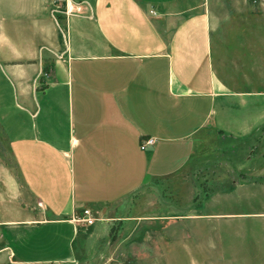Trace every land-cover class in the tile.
<instances>
[{
    "label": "crops",
    "instance_id": "1",
    "mask_svg": "<svg viewBox=\"0 0 264 264\" xmlns=\"http://www.w3.org/2000/svg\"><path fill=\"white\" fill-rule=\"evenodd\" d=\"M72 1L0 0V264L104 258L110 207L264 124L262 6Z\"/></svg>",
    "mask_w": 264,
    "mask_h": 264
},
{
    "label": "rangeland",
    "instance_id": "2",
    "mask_svg": "<svg viewBox=\"0 0 264 264\" xmlns=\"http://www.w3.org/2000/svg\"><path fill=\"white\" fill-rule=\"evenodd\" d=\"M205 137L206 168L145 184L121 211L105 212L112 237L90 264H264V124L241 137Z\"/></svg>",
    "mask_w": 264,
    "mask_h": 264
},
{
    "label": "built area",
    "instance_id": "3",
    "mask_svg": "<svg viewBox=\"0 0 264 264\" xmlns=\"http://www.w3.org/2000/svg\"><path fill=\"white\" fill-rule=\"evenodd\" d=\"M63 1V0H60ZM67 2V13H79L81 10V2L74 3L72 0H66ZM154 137H145L140 140V148L141 149H146L149 146H152L154 144ZM40 204V203H39ZM41 206V204H40ZM95 220V217L93 216L92 211L89 208H86L81 216H80V221H83L84 223L91 224Z\"/></svg>",
    "mask_w": 264,
    "mask_h": 264
}]
</instances>
